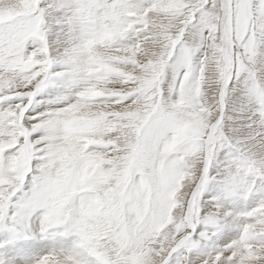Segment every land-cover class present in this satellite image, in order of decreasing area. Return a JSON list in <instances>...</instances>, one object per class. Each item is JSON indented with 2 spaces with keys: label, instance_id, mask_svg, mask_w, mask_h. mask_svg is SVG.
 <instances>
[{
  "label": "snow or ice",
  "instance_id": "6c2138e0",
  "mask_svg": "<svg viewBox=\"0 0 264 264\" xmlns=\"http://www.w3.org/2000/svg\"><path fill=\"white\" fill-rule=\"evenodd\" d=\"M0 264H264V0H0Z\"/></svg>",
  "mask_w": 264,
  "mask_h": 264
}]
</instances>
